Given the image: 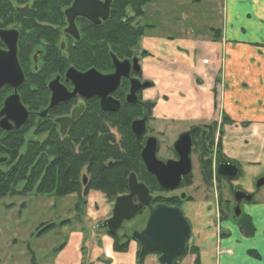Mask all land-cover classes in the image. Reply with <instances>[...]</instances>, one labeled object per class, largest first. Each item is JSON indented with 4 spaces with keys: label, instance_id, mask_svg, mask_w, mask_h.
<instances>
[{
    "label": "flooded vegetation",
    "instance_id": "af4514ba",
    "mask_svg": "<svg viewBox=\"0 0 264 264\" xmlns=\"http://www.w3.org/2000/svg\"><path fill=\"white\" fill-rule=\"evenodd\" d=\"M90 1L104 2V0ZM150 1L119 0L121 10L114 16L113 9L116 0H111L107 16L103 18L100 13L96 14V22L86 15H74L70 23V32L66 31L69 24L63 13L64 20L58 23L59 28L51 30V36L37 35L33 37L25 34L23 36L16 28H6L16 30L18 33L16 58L23 74V81L17 88L9 85L0 88V111L4 101L15 94L19 104L26 111L27 118L19 128L15 127V123L11 119H7L10 129L0 128V130L5 134L18 130L22 135L30 131L35 133V142L41 149L48 150V148L57 146L83 147L88 150L89 156L93 155L94 149L98 150V154L102 150L101 154H103V150L109 142L111 146L125 150V158L129 160L131 156L128 151L129 147L134 153L131 157H133L134 162H137L139 172L133 173L136 175L137 181L143 183L148 189L151 196L150 204L152 206L165 204L180 209L189 224V239H192V225L185 214L183 205L188 199L186 195L182 192L178 195L167 194L164 197L166 200H160V196L157 198L153 192L171 193L177 190L192 172L193 155L201 164L203 162L209 164L211 160H214V170L217 174L216 169L220 162H230L218 158V147L219 141L225 140L224 134L228 132L229 123L233 122V119L222 110L214 109L216 116L219 114V122L215 119L208 124H198L195 123L197 118L193 119L190 115L193 114L191 110L198 111L199 109L189 108L190 110H186L188 111L186 114L182 112L181 114L183 120L191 121H186L189 124L183 125L174 136L172 143L167 148L168 152L170 150V153L167 152L169 155L156 156L159 151L160 139L158 138L159 135L155 133L158 131L154 125L156 118L152 112L155 104L152 100L144 98L143 95L145 91L153 88L155 82L152 74L146 71L145 65H152L155 62V64H160L162 60L161 64L168 62L167 55H165L167 51H173L175 54L194 52L196 43L201 40V37H189L187 40H175V38L167 37V42L151 38L149 34L152 25L141 20L144 14V6ZM73 2L74 0H71L66 8L71 7ZM118 27L119 30H117ZM123 27L127 30V35L121 38L120 30ZM22 43L25 45L23 46ZM7 50L8 48L0 40V51ZM154 50L165 52L163 53L166 56L165 59L163 56L155 57ZM113 57L118 62L126 61L128 63L126 75H121L116 87L105 96L114 101L111 104L116 103V110L107 109V105L104 108L101 103L102 98L99 95L84 96L83 94L88 91L81 87L76 88L71 78L66 76L68 69H73L79 73L94 69L103 76L113 74L115 72ZM132 81H136L137 86L133 93H131L134 83ZM198 81L200 82V80ZM164 87L166 86L164 85ZM165 89L168 90V87ZM162 95L167 96L165 93ZM52 98L55 100L53 106H51ZM196 100L200 101L197 97ZM75 110L80 111L78 117L65 127L64 133L61 135L59 120L71 116ZM4 117L5 115H1L0 120ZM165 118L173 121L181 120V116L178 114L168 113ZM142 119L144 120L143 131L139 135H135L131 129L132 123ZM149 138L155 139L154 155L158 161L163 163L179 161V150L182 151L183 147L189 144L187 156L190 162V171L186 176L181 177L176 188L163 189L155 176L146 170L141 151ZM227 141L225 143H228ZM214 147L216 150L212 151L211 148ZM0 159H4L0 162V172H4L3 169L7 167V156L0 154ZM86 181L85 176V183ZM91 191L94 190L89 192ZM143 213H145V224L149 214L146 206L138 211L134 217Z\"/></svg>",
    "mask_w": 264,
    "mask_h": 264
},
{
    "label": "rangeland",
    "instance_id": "374dc122",
    "mask_svg": "<svg viewBox=\"0 0 264 264\" xmlns=\"http://www.w3.org/2000/svg\"><path fill=\"white\" fill-rule=\"evenodd\" d=\"M220 2L221 0H151L144 6L141 20L152 25L149 35L156 40L167 42V37L175 40L207 37L210 29L218 27L221 21ZM154 51L155 57H162V54L156 56ZM154 69L157 72L152 75L155 85L143 95L155 104L152 112L156 118L154 125L158 130L155 133L160 139L156 156L164 157L176 133L183 125L189 124L186 121H191L183 120L181 112L186 114L189 108L199 109L191 110L193 114L190 115L193 119L197 118L195 123L198 124H208L215 119L219 122L220 118L211 108L207 96L199 93L202 82L191 78L190 83H182V92L176 91L175 86L172 87L175 89L173 93L164 87L167 86L165 76L172 74L173 67L162 64ZM164 93L167 96H163ZM168 113L178 114L181 120L165 118ZM229 124L228 132L224 134L225 140L219 141L218 158L237 163L239 175L235 179L226 181L215 174L214 160L209 164H201L193 155L192 172L177 190L171 193L153 192L157 198L160 196V200H166L164 197L167 194L184 193L188 198L183 203L184 211L192 229L200 224H210L218 225L225 232L224 225L239 227V224H246V207L255 203L264 204V186L258 190L254 186L255 180L264 176V133L260 132L261 127L257 131V127L248 122L233 120ZM34 135L29 131L23 136L26 144L35 139ZM226 141L228 143L225 144ZM211 150L215 151L216 148ZM237 187L254 195L252 201L240 204L242 215L239 219L232 215L233 192ZM105 200L111 203L109 207H106ZM113 201L94 191L89 192L80 205H75V194L55 197L32 192L0 198V264H32L31 257L36 264H71L79 257L83 259L80 264H85L88 260L89 264H159L158 254L155 253L146 255L139 263L137 261L139 246L132 240L131 233L142 228L145 213L123 222L117 232L120 242L128 243L127 246L133 244L136 254L129 253L122 257L119 253H126L128 248L124 252L114 251L112 238L103 225L104 220L111 215ZM51 223L55 224L52 229L37 236L38 228ZM191 240L190 238L188 241L185 253L174 264H195L198 250L196 251Z\"/></svg>",
    "mask_w": 264,
    "mask_h": 264
},
{
    "label": "crops",
    "instance_id": "0c3cea01",
    "mask_svg": "<svg viewBox=\"0 0 264 264\" xmlns=\"http://www.w3.org/2000/svg\"><path fill=\"white\" fill-rule=\"evenodd\" d=\"M220 4L222 18L213 28L217 31L202 37L194 52H163L168 59L163 65L173 67L163 81L175 93V89L182 92L184 81L200 80L199 93L207 96L211 108L222 110L234 121L251 123L257 131L261 127L264 133V0H221ZM204 58L208 62L203 64ZM162 61L146 64V71L156 75L154 68ZM105 205L111 203L105 200ZM244 213L253 230L250 234L233 225H224L225 232L210 224L192 229L191 242L198 249L200 264H264V204L249 205ZM129 253L136 254L133 244L119 254L125 257ZM82 260L79 257L71 264Z\"/></svg>",
    "mask_w": 264,
    "mask_h": 264
},
{
    "label": "water",
    "instance_id": "95a60500",
    "mask_svg": "<svg viewBox=\"0 0 264 264\" xmlns=\"http://www.w3.org/2000/svg\"><path fill=\"white\" fill-rule=\"evenodd\" d=\"M111 0L104 2H96L90 0H74L73 5L64 10L69 27L66 31L70 32V23L74 15H86L92 21L96 22V14L105 18L108 14L109 4ZM18 33L12 29H0V40L8 48L7 51H0V88L4 85L17 88L23 81V74L16 58V42ZM113 65L115 72L110 75L98 74L94 69L84 73H79L73 69H68L66 76L75 84V87H81L88 91L84 96L99 95L102 98L104 108L116 110L117 105L111 104L112 99L105 97L118 84L121 75H126L128 63L126 61L118 62L113 57ZM132 84L131 93L136 89V81ZM146 85V84H145ZM91 90V91H90ZM55 100L52 98L51 106ZM111 104V105H110ZM80 111L75 110L71 116L65 117L60 121V134L63 135L64 129L69 123L78 117ZM5 115L0 120V128L9 130L10 125L7 119H11L15 123V127L19 128L26 120V111L18 102L17 95H12L4 101V105L0 111V116ZM144 120L134 121L131 129L135 135H139L143 131ZM187 144L184 149L179 150L180 159L177 162L167 161L163 163L155 158V139L149 138L145 147L141 151V157L146 170L153 174L163 189L171 190L176 188L182 176H186L190 171V162L188 159ZM4 159H0V162ZM216 173L229 180L236 178L239 169L236 164L231 162H220L217 165ZM82 183H85V176L82 177ZM255 189L264 186V176L258 177L254 182ZM253 198L251 193L243 191L241 188H235L233 192L234 208L233 215L237 218L241 213L240 204L242 202H250ZM151 196L148 189L143 183L137 181L136 175L130 173L127 178V193L119 195L115 198L111 216L104 220L103 225L107 231L114 235L123 221L133 218L138 211L144 206L148 208V217L141 230H134L131 237L139 246V258L148 253H159L158 262L160 264H172L185 250L186 244L190 237V227L183 216L180 209L165 204H150Z\"/></svg>",
    "mask_w": 264,
    "mask_h": 264
},
{
    "label": "trees",
    "instance_id": "16d2710c",
    "mask_svg": "<svg viewBox=\"0 0 264 264\" xmlns=\"http://www.w3.org/2000/svg\"><path fill=\"white\" fill-rule=\"evenodd\" d=\"M70 1L0 0V29L13 27L23 36L24 34L33 37L51 36V30L59 28L58 23L64 20L63 11ZM120 10L119 0H116L113 15ZM119 29L118 27L117 30ZM120 31L121 38L127 35L124 27ZM20 133L16 130L2 135L3 132L0 130V154L7 156V167L3 169L4 172H0V198L32 192L55 197L75 194L77 197L75 205H80L88 192L94 190L102 193L107 200L113 201L116 196L127 192L128 175L131 172H138L137 162L131 157L134 153L129 147L128 151L131 154L129 160L125 158V150H119L109 142L103 154L102 150L98 154V150L94 149L93 155L89 156L88 150L83 147L57 146L47 150L39 148L35 139L27 142L28 144L33 142L28 145ZM140 166L143 169L141 163ZM82 176L87 178L85 184H82ZM54 226L52 223L43 225L38 228L37 236ZM239 226L248 234L253 231L248 218L246 224ZM106 232L112 238L114 251L127 250L128 243L120 242L117 234L111 235ZM144 257L142 259L137 257L138 263ZM31 261L32 264H36L33 257ZM194 263L200 264L198 252Z\"/></svg>",
    "mask_w": 264,
    "mask_h": 264
}]
</instances>
